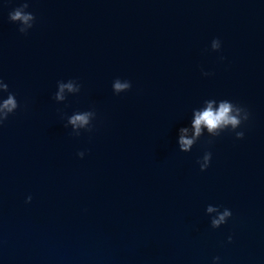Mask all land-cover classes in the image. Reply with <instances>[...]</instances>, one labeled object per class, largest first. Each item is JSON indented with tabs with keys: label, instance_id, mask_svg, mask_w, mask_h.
Here are the masks:
<instances>
[{
	"label": "water",
	"instance_id": "95a60500",
	"mask_svg": "<svg viewBox=\"0 0 264 264\" xmlns=\"http://www.w3.org/2000/svg\"><path fill=\"white\" fill-rule=\"evenodd\" d=\"M22 2L0 0L20 104L0 126V264H264V0H29L26 35L8 19ZM68 80L80 92L55 101ZM208 99L249 111L244 138L203 128L181 152ZM88 110L75 136L67 117ZM208 205L231 218L212 228Z\"/></svg>",
	"mask_w": 264,
	"mask_h": 264
},
{
	"label": "clouds",
	"instance_id": "9594fccd",
	"mask_svg": "<svg viewBox=\"0 0 264 264\" xmlns=\"http://www.w3.org/2000/svg\"><path fill=\"white\" fill-rule=\"evenodd\" d=\"M29 8V0H23V2L8 14V19L12 23L19 25L18 31L21 34H27L30 29L33 28L36 17L32 12L27 11ZM221 41L219 38H215L211 41V50L220 51ZM223 59V57H221ZM205 76L210 73H203ZM132 84L128 80H120L117 78L113 81L112 89L115 94L127 92L131 89ZM81 86L75 80H68L67 82L58 81L57 91L54 94V99L57 102H64L67 98V93L76 94L79 93ZM7 93L6 98H2V94ZM205 107L202 110H197L194 113V119L192 121V128L194 129L192 137L187 135L189 129L187 127L179 129L178 147L181 152H190L199 138L202 136V129L206 128L210 137H217L225 130H230L235 133L236 139L244 138V131H237L250 118L249 111L238 104H235L229 100H220L218 102V108H214L213 105L217 103L215 99H208L204 101ZM20 107L19 102L13 92L9 90V85L0 78V126L13 115ZM96 112L94 110H88L83 112L73 113L67 117V123L65 127L71 125L72 134L79 136L81 130L91 132L93 130L92 121L95 119ZM211 143V141H209ZM77 155L83 158L85 153L83 151L78 152ZM212 159L211 152H205L203 157L197 161L200 167V171H205L210 166ZM32 197L29 195L26 198V203H30ZM215 213V215H211ZM206 214L211 217V227L219 228L221 225L227 223L231 218L232 212L228 208L221 210L218 206L208 205L206 208ZM228 242H232V237H228ZM214 264L220 260V257H214Z\"/></svg>",
	"mask_w": 264,
	"mask_h": 264
}]
</instances>
